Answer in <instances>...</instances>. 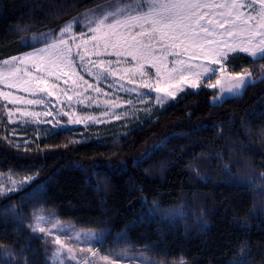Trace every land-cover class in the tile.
<instances>
[{
  "label": "trees",
  "instance_id": "1",
  "mask_svg": "<svg viewBox=\"0 0 264 264\" xmlns=\"http://www.w3.org/2000/svg\"><path fill=\"white\" fill-rule=\"evenodd\" d=\"M116 1L0 0V63ZM228 64L257 81L219 103L209 79L125 131L15 124L0 97V264H50L41 212L104 230V254L264 264V59Z\"/></svg>",
  "mask_w": 264,
  "mask_h": 264
},
{
  "label": "snow or ice",
  "instance_id": "2",
  "mask_svg": "<svg viewBox=\"0 0 264 264\" xmlns=\"http://www.w3.org/2000/svg\"><path fill=\"white\" fill-rule=\"evenodd\" d=\"M85 19L89 24L87 32L83 30L81 32L82 43L86 45L90 39L94 42V47L101 48L104 54L116 57L115 61L101 59L97 62L98 65H119L127 63V58H131L136 65L135 71L139 72L141 77L147 75L143 69L148 65L155 69L156 86L147 80H142L140 87L165 93L166 97L175 98L178 84L186 83L188 87H199L200 77L215 71L216 69L211 65L226 60L229 53L247 54L253 62L264 59V0H121L119 3L101 6L98 10L86 13ZM68 32L70 28L66 27L58 43L46 41V47L29 54L37 62L45 65L46 72L45 76L35 78V84L32 81H23L24 87L21 90L31 89L36 96L25 101L26 104H44L45 99L36 95L38 93H45L48 97L53 95L52 89L59 85L48 83L46 76L49 71L60 73L65 77L75 71L74 54L63 38L64 33ZM88 33H91V36L85 39ZM76 48L80 49L81 44H77ZM95 54L101 55L99 52ZM75 56H78L80 61L84 60V56L79 52H76ZM169 57L173 59L169 60ZM196 61L203 63H195ZM8 63L9 61H5V64ZM169 64L172 67H169ZM36 70L39 72L40 68L37 67ZM105 73L112 76L116 74L115 71L109 72L105 67L103 72L94 73L97 82ZM10 74L14 73L10 70ZM250 76L251 73H248L249 78L246 79L243 73L237 74V83L233 88L240 89L246 82L253 83ZM78 79L83 80V77ZM4 80H9V76H5ZM161 81L163 86H159ZM64 83L67 84L68 81L65 80ZM73 83L75 84L76 81ZM84 83L85 90L93 87L87 81ZM216 83L218 84L219 81ZM114 84L115 81L109 87ZM206 86L216 85L209 83ZM8 87H19V84L10 82ZM233 88H229L228 91L232 92ZM179 90L183 91V88ZM96 91L99 92L100 89L97 87ZM0 97L8 104H17L21 100L11 92L0 91ZM67 99L71 101L73 97L69 95ZM156 99L158 103L165 102L159 96ZM128 103L131 101L129 100ZM7 114L11 119L12 111L9 110ZM48 114V112L44 113L45 116ZM32 115L38 116L39 113ZM63 115L69 113L63 112ZM116 118L119 116L117 115ZM0 195H3V192H0ZM43 219V216L37 218L32 227L33 232H45L44 227L40 226V221ZM46 235H53L52 242L59 246L54 250L53 255L60 260V264H63V260L60 259L61 253L65 251L67 259L77 261V264H98L99 261L113 264L110 255H123L122 253L98 255L94 249H97L103 241L95 233H88L85 238L86 251L89 255L78 259L73 251V245L65 244L61 240L63 235L74 240L75 245L78 246L81 243V235L75 233V229L71 231L61 229L57 234L46 233ZM79 250L84 252L85 248Z\"/></svg>",
  "mask_w": 264,
  "mask_h": 264
},
{
  "label": "rangeland",
  "instance_id": "3",
  "mask_svg": "<svg viewBox=\"0 0 264 264\" xmlns=\"http://www.w3.org/2000/svg\"><path fill=\"white\" fill-rule=\"evenodd\" d=\"M119 2L121 1H116L114 3ZM79 21L80 22L66 24L58 32H48L32 37L31 42L33 50L5 60L9 61L8 64H5V61L0 63V91L11 92L14 96L21 98L20 102L17 104H8L1 97L5 102L6 113H8L9 110L13 113L10 119L12 123L22 125H25L26 123L44 126L51 125L58 129L79 126L102 128L114 125V127L108 128L107 130L118 129V131H125L136 124L143 122L147 117L152 116L155 110L163 108L169 102L178 98L183 92L189 89L199 88L188 87L186 83L183 85L178 84L175 89V98L166 97L165 93H157L155 91H150L147 88L140 87L142 80H147L149 83L156 86L155 69L150 68L148 65H145V68L143 69V71L147 73L144 77H141L140 73L135 71L136 65L135 62L131 61V58H127V63L119 65H98L97 62L101 59H111L115 61L116 57L104 54L101 48L94 47V42L90 39L86 45L83 44L80 39L81 32L82 30L87 32L89 21L85 19V15ZM66 27L70 28V32L64 33L63 38L67 41L68 46L72 49L74 54L73 68L75 71L70 72L67 77L62 76L60 73L49 71L46 76L48 83L59 85L57 88L52 89L53 95L48 97L45 93H38L36 95L45 99L44 104H26L25 101L36 98V96L31 89L28 91L21 90L24 87L23 81L28 80L35 84V78L45 76L46 72L45 65L37 62L29 54L38 52L41 48L46 47V41H54L58 43L60 35ZM90 36L91 33H88L85 39H88ZM73 37H75V39H73ZM77 44H81L80 49L76 48ZM85 48L88 50L84 51ZM76 52H79L80 55L84 56L83 61H80L79 57L75 56ZM97 52L101 53V55H96L95 53ZM236 54L238 53H229L226 60L211 65V67L216 70L201 76L198 81L200 86L204 81L212 79L210 83L215 84L216 86L209 88L217 91V97L214 99V102L220 103L228 97L239 96L244 92L246 86L249 85V83L246 82L243 88H233L237 83L236 76L240 73H230L228 61ZM171 59L173 58L169 57V60ZM195 63L203 62L196 61ZM37 67L40 68L39 72L36 70ZM105 67L108 68L109 72L115 71L116 74L112 76L105 73L104 77L99 78V82H97V77L94 73L103 72ZM169 67H172V65L169 64ZM10 70L14 74H10ZM65 71H67V69H65ZM194 71L197 70L194 69ZM243 74L246 79L249 78L248 73L243 72ZM5 76H9V80H4ZM58 76L59 79H57ZM79 77H83V80H79ZM121 77L123 78L121 79ZM250 79L253 83L257 81L252 75L250 76ZM65 80L68 81L67 84L64 83ZM73 81H76V83L74 84ZM84 81H87V83L93 85V87L85 90L86 85ZM113 81H115V84L112 87H109ZM217 81H219L218 84L216 83ZM10 82L18 83L19 87L9 88L8 83ZM121 85L123 87H121ZM159 86H163V81H161ZM97 87L100 89L99 92L96 91ZM181 87L183 88V91L179 90ZM229 88H233V91L229 92ZM171 90L173 89H170V91ZM65 92L67 94H65ZM69 95L73 97L71 101L67 99ZM158 96L163 98L165 102L158 103L156 99ZM129 100L131 103H128ZM17 109H19V111H17ZM45 112H48L49 114L45 116ZM63 112H68L69 115H63ZM32 113H39V115L33 116ZM105 113H107V115H105ZM117 115L119 118H116ZM77 120L80 122H75ZM1 191L5 192L6 188L2 187ZM40 216L44 217V219L40 221V226L44 227L45 232L37 231L33 233L44 238L48 246L50 264H60V260L53 255L54 250L59 246L52 242L53 235H46V233L57 234L61 232V229H67L69 231L75 229V233L81 235V243L78 246L75 245L74 240L66 238L63 235H61V240L65 244L73 245V251L78 259L89 255L86 251V234L95 233L100 239H102V241L106 236V232L102 229H85L78 227L73 222L70 223L64 221L61 218L56 217L54 214L46 212L35 213L30 217L29 227L31 230L37 218ZM80 248H85V251L81 252L79 250ZM94 250L97 251L98 255H104L101 246ZM116 253H122L123 255H110L113 264H187L184 261L178 263L158 262L145 256H132L124 251ZM60 259L63 260V264H77V261L67 259L66 251L61 253ZM98 264H104V262L99 261Z\"/></svg>",
  "mask_w": 264,
  "mask_h": 264
}]
</instances>
